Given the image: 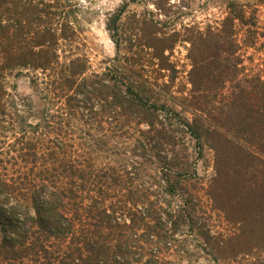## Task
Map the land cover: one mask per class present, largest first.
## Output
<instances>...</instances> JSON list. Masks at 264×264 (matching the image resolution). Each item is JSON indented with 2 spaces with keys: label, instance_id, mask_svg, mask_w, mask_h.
Returning <instances> with one entry per match:
<instances>
[{
  "label": "trees",
  "instance_id": "16d2710c",
  "mask_svg": "<svg viewBox=\"0 0 264 264\" xmlns=\"http://www.w3.org/2000/svg\"><path fill=\"white\" fill-rule=\"evenodd\" d=\"M43 4L0 0V144H5L9 132L13 138L5 144L7 149L0 148V264H158L159 254L169 249L170 239L183 224L182 216L164 213L150 199L155 191L138 184L141 174L135 165L96 161L111 154L128 159L130 153L142 161L138 165L155 157L168 171L169 163L160 152L171 144L170 136L159 117L161 111L170 118L177 112L158 105V98L143 84L117 70L110 79L95 80L83 76L86 65L80 59L59 65L54 47L73 31L61 28L58 37L52 27L54 13L43 12L39 7ZM124 9L123 4L106 25L112 36L117 35ZM232 35L234 31L228 37ZM235 46V38L227 47L212 44L210 56L216 59L209 65L219 71L217 75L235 70L219 63L221 52L233 55ZM201 67L195 64L191 71L193 96L179 101L183 112L192 109V117L179 119L195 140L197 153L204 145L212 149L215 172L220 174L223 165L224 172L235 175L234 195L241 211L248 210L239 211L237 219L242 236L252 211L246 206L257 202L256 210L264 212V80L236 84L235 91L223 94L229 75L198 79L205 66ZM13 70L49 71L39 89L43 103L36 122L30 121L34 108L29 98L9 97L5 90L4 76ZM31 80L37 88V75ZM131 120L146 129L134 128L139 137L131 147L111 151L105 136L125 137ZM11 161L14 175L7 177L3 170ZM253 228L252 246L264 247V227Z\"/></svg>",
  "mask_w": 264,
  "mask_h": 264
},
{
  "label": "rangeland",
  "instance_id": "374dc122",
  "mask_svg": "<svg viewBox=\"0 0 264 264\" xmlns=\"http://www.w3.org/2000/svg\"><path fill=\"white\" fill-rule=\"evenodd\" d=\"M41 1L44 4L39 7L43 12L54 13L52 27L58 37L61 28L73 31L66 39L59 38L54 47L59 65L80 59L86 65L83 76L95 80L110 79L117 70L125 78L143 84L150 95L158 98V105L165 104L177 112L170 118L161 111L159 117L170 136L171 144L163 145L160 152L169 163L168 171L162 169L167 165H162L155 157L148 159L150 163L138 165L137 162L142 161L130 153L126 154L128 159L111 154L109 159L100 157L96 161L97 165L102 161L114 166L121 162L135 165L136 172L141 174L138 184L150 187L152 193L155 191L150 199L163 207L164 213L182 216L183 224L170 239L169 249L159 254L158 264H264V247L252 246L255 239L250 238L254 226L264 227V212L256 210L260 208L257 202L246 206L252 211L247 214L241 236V224L237 219L243 207L238 205L239 200L234 195L235 175L224 172L226 166L223 165L219 166L221 173L217 174L212 149L204 145L201 154L197 153L195 140L184 131L179 119L192 117V109L186 108L190 110L183 112L179 101L182 97L190 99L193 96V66H205L201 67L198 79L219 73L213 72L212 64L209 65L216 59L210 56L214 52L211 46L216 42L227 47L231 38L236 40L233 55L221 52L219 57L220 64L235 66L233 74L230 71L217 75L219 78L229 75L231 79L225 81L223 94L235 91L236 84L246 85L256 78L264 80V0ZM123 4L125 9L117 23V35L112 36L113 32H109L106 25ZM230 31H234V35L229 38ZM198 50H201V57ZM47 73L49 71L22 70L18 73L13 70L4 76L9 97L29 98L34 108L31 122L38 121L43 103L39 89L48 81ZM35 75L39 81L37 88L31 80ZM48 89L52 88L48 86ZM54 101L59 104L60 99ZM53 108L56 110L55 106ZM51 113L58 115L55 111ZM126 125L125 137L118 139L110 133L105 136L111 143L107 146L111 151L121 152L134 145L139 137L134 128L144 130L147 127L145 124L137 127L132 120ZM66 132L63 129V134ZM5 140V144L12 143L10 132ZM5 144H0L3 151L7 149ZM4 167L7 177L14 175L12 161ZM163 219L167 222L164 214ZM169 225L167 222V228Z\"/></svg>",
  "mask_w": 264,
  "mask_h": 264
}]
</instances>
